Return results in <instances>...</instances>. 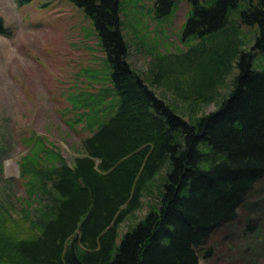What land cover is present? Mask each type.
Listing matches in <instances>:
<instances>
[{
    "label": "trees",
    "instance_id": "trees-1",
    "mask_svg": "<svg viewBox=\"0 0 264 264\" xmlns=\"http://www.w3.org/2000/svg\"><path fill=\"white\" fill-rule=\"evenodd\" d=\"M71 1L91 19L104 53V65L86 72L107 82L68 92L74 121L89 127L69 161L44 135L27 136L17 158L25 195L17 208L0 198V264H196L197 250L210 252L211 232L264 175V65L252 63L264 51V0H187L180 34L192 41L157 52L142 70L128 59L119 0ZM176 1L153 0L154 14ZM240 23L252 26L247 47ZM149 82L173 87L189 114ZM215 94L211 109L191 113ZM150 192L156 198L118 232Z\"/></svg>",
    "mask_w": 264,
    "mask_h": 264
},
{
    "label": "rangeland",
    "instance_id": "rangeland-1",
    "mask_svg": "<svg viewBox=\"0 0 264 264\" xmlns=\"http://www.w3.org/2000/svg\"><path fill=\"white\" fill-rule=\"evenodd\" d=\"M245 3L240 0L238 6ZM152 4L153 0H119L121 28L130 43L128 59L140 70L147 68L157 52H176L192 41L180 34L187 0H177L160 16L154 14ZM237 13L232 11L234 16ZM0 14L5 29L0 32V198L17 208L20 196L25 195L17 158L27 148V136L44 135L45 144L57 145L69 161L89 127L83 117L74 121L75 106L68 92L93 91L107 79L86 72L87 67L104 65V53L82 6L71 0H0ZM239 35L241 45L247 47L252 26L240 23ZM252 63L264 65L263 50H255ZM234 70L232 64L222 83L216 85L218 93L226 89ZM149 84L165 100L175 102L184 116L189 114L188 100L173 87ZM217 96L197 102L191 113L211 109ZM155 198L152 192L144 193L139 206L119 222L118 232ZM205 245H210V252L198 249L196 264H264V175L253 183L235 216L211 232Z\"/></svg>",
    "mask_w": 264,
    "mask_h": 264
}]
</instances>
